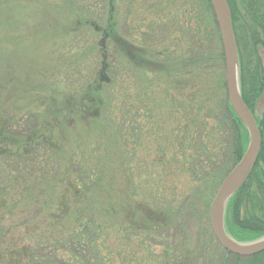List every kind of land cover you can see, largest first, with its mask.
Here are the masks:
<instances>
[{"label":"trees","instance_id":"trees-1","mask_svg":"<svg viewBox=\"0 0 264 264\" xmlns=\"http://www.w3.org/2000/svg\"><path fill=\"white\" fill-rule=\"evenodd\" d=\"M149 1H131L129 24L120 14L124 0H0V24L2 17L10 16L5 22L11 24L13 13L30 9L50 26L46 38L63 40L48 80L22 95L31 100L39 96L33 101L41 103L40 113L17 116L12 111L5 117L0 112V264H144L142 248L152 253L158 229L171 228L182 213L180 204H165L151 170L162 174L168 166L173 173L187 171L199 186L198 197L188 204L198 217V202L205 199L208 207L244 155L250 135L228 98L222 39L210 0H154L156 10L147 14ZM227 1L241 95L264 140V103L259 110L264 99V0ZM122 21L130 37L121 31ZM166 24L172 26L167 41L150 44L148 37ZM14 81L23 82L18 76L12 81L0 77V99L12 96ZM128 102L133 104L124 120L133 122L130 126L141 116L146 125L153 119L174 122L166 145L183 154L181 167L174 157H166L162 144L151 165L148 155L139 157L136 150L129 156L124 142L131 130L125 122L115 124ZM132 109H137L134 115ZM136 126L141 132V125ZM155 126L162 125L159 121ZM156 133V141L163 143V132ZM215 141L218 150L212 147ZM133 162L138 166L134 170ZM111 197L122 203L108 204ZM99 211L122 220L116 227L117 234L122 232L120 244L108 250L110 263L103 260L102 250L114 225L101 223ZM41 214L47 223L65 217L67 226L56 230L66 240L57 242L48 226H25L33 242H22L18 249L12 231L40 221ZM203 214L202 240L187 245L188 253L176 264H264V251L241 257L225 250L208 224V211ZM225 229L242 243L264 236V145L247 181L227 203ZM132 240L138 246L126 250ZM44 242L55 244L56 254H43ZM60 249L70 252L71 262Z\"/></svg>","mask_w":264,"mask_h":264},{"label":"rangeland","instance_id":"rangeland-1","mask_svg":"<svg viewBox=\"0 0 264 264\" xmlns=\"http://www.w3.org/2000/svg\"><path fill=\"white\" fill-rule=\"evenodd\" d=\"M131 1L133 2V0H124L125 2L124 11L120 13L123 16L122 17L123 20L125 17L124 22L128 23L129 21V24L131 23L130 22L131 19L129 17L128 11L131 10ZM154 5H155L154 0H150L149 2H146L145 9L146 10L149 9L147 10V14L149 12H152L153 10H156V8L153 7ZM12 16L16 20L14 23L11 24L6 23L5 22L6 18L10 16H5L2 17L3 22H1L0 24V77L12 81L14 78L18 76L22 79L23 82L20 83L15 81L12 82L10 84L11 85L10 89L14 95L13 94L12 96L3 95L2 98L0 99V112L5 117L10 115L12 111L17 116L18 115L20 116V114L22 113L26 115L30 112L34 113L40 111L41 103L35 104V102L33 101V100L36 101V99H41L39 98V96L32 98L31 100V98H27L26 96L22 97V95L28 94L27 89L31 88L36 83L37 85L39 83H43L41 82L42 79H44L45 82L46 80H48V76L50 75L48 70L50 71L53 68L55 62H57L56 59L58 57V54L63 52V48L61 47L63 44V40L61 38H57V37L55 39L46 38V33L49 31L50 26L45 22H40L41 16L39 15V13L30 9H22L13 13ZM124 22L122 21L121 23L122 26L121 31L130 37L131 32L126 29L127 26H125ZM170 24H166L163 27L155 30V32H153L150 35V37H148V42H150V44H161L166 42L168 39V30L171 29L172 27L171 25H173ZM211 47L213 49L215 48L214 45H211ZM52 51H56V53H53ZM35 87L36 90H40V91L42 90L41 86H35ZM8 93L9 90L5 94ZM19 96L22 97V99L18 100L20 98ZM146 98L149 97L146 96ZM128 103L129 104H127V106L125 105V110L123 113L125 115L124 116L122 115L120 116V118H117L116 119L117 123L114 120L112 122H115V124L122 123L123 125H124L123 122H125L124 125L125 128L132 131V132L128 131L127 141L125 140L124 142V144H126V146L128 147L129 154L131 153L129 156L131 157L136 150L137 153L136 155L139 157L143 156V154L144 156L148 155L147 158L149 161L147 162L149 165H151L155 155L160 152V144H162L165 146V147L163 146V148L164 151L166 152V157L169 159L174 157L176 159L174 162L175 163L178 162L176 164L177 168L181 167V161L184 157L183 154L182 153L179 154L178 152H176V150L172 146L166 145L168 142H170L169 133L172 128V123L174 124V122L169 118L156 119V120L153 119L152 121H150L151 123L149 122L148 125H146L145 122L146 120L143 119V116H141L140 118H138L137 121L136 120L134 121V124L141 125L142 131L139 132L136 125L134 126H136L137 130L135 129L134 126H130L131 124L133 125V122L131 121L128 122L124 120L128 116V113H130L129 109L130 107H132L130 105L133 104L131 102ZM263 103H264V99L259 104L260 106L259 110H261V108L263 107ZM141 105L144 106L145 104L142 102ZM136 106H139V104H136ZM132 110L133 113H131V115L132 114L134 115L137 109H132ZM159 121H160V125L162 126L156 127L155 125H158ZM209 128L210 126L208 127L207 132H209ZM157 130L163 132L164 134L162 136L163 143L162 142L158 143L156 141V139L160 141V139L157 137L158 136V133H156ZM135 136L137 137L136 139ZM110 139L114 141L113 138ZM109 145L111 146L110 143ZM212 147L217 150L219 149V146L216 141L213 143ZM147 152H149V154ZM135 167L138 166H136L133 162V164H131V169L134 170ZM121 171H123V173L120 175L121 177L124 178L126 176L125 169L121 168ZM151 171L155 173V176L153 177H155V179H158L157 180L159 182L158 184L160 185V188H162L161 191L164 192L165 194V198H166L165 204L168 205L170 202L174 203L173 206L175 204H180L182 213L180 214L181 216L179 218L177 219L175 218L176 220H174L171 228L167 227L163 230L158 229L159 232L157 234V238L154 239V244L151 246L152 253H146L145 251L146 248L144 246L141 251V253L144 252V254H142L141 257L144 264H161L162 261H165L164 264H176L179 262L178 260L179 256H181L183 253H188L187 245H191L193 243H197L199 240L200 241L202 240V233L204 226L203 222L205 220L204 216L206 215L203 214V211L206 210L208 211V224H210L209 210H210L211 202L216 195V192L213 194L211 201L207 202L208 207H206L205 205V199H201L198 202V207H199L198 211L199 213L202 212V214H198L199 216L195 217L194 213L190 211L191 209L189 210L188 204L189 202L192 201L194 197L196 198L198 197L199 186L197 187L195 185L189 173L183 170L179 173L178 169L177 171L174 170L173 173V169L172 171H170V168L168 166H166V170L162 174L159 172L160 170L155 169ZM128 176H131L133 179H135L129 172L127 177ZM146 178L148 179V177ZM135 181L138 183L136 179ZM147 184L148 183H145L144 185ZM209 190H210V186L208 185L207 191ZM111 198L109 199V203H108L110 205L111 204L116 205L122 203V201L118 197L115 198L111 197ZM162 202L163 201H161V203ZM33 216L34 218H36V215L33 214ZM44 217L45 215L41 214L40 221ZM96 218H98L101 221V223L105 224L106 226L108 224V227L114 225L112 228H110L111 231L110 238L105 237L104 240L105 243H107L108 247L103 248L102 250L103 260L104 261L107 260V262L110 263L111 255L108 250L110 249V251H112L114 247L120 244L121 238H118V236H120L122 232L117 234L116 227L118 228V226L122 223V220L118 219V217L116 219H114L113 217H109L107 214H103L102 211H99L98 215H96ZM111 218L113 220H111ZM64 220L65 217L63 218L62 222L47 223V221L44 219L42 220V222L40 221L25 222L24 224H20L18 227H16L12 231L13 233H11V235L12 234L14 235L12 237L14 240L19 241V245L17 244L16 246L19 249L20 244L22 242L23 243L27 242V244H31V242H33V238L30 237L29 233L25 230V226H37L36 228H38V226L41 227L48 226L50 227L47 228L51 232L50 234H53L55 232L54 233L55 236L57 235L56 241L62 243V241L66 240V236L64 233H60V229L56 230V226L58 225L59 226L62 225L63 227L67 226V222ZM138 243H139L138 240H132L131 244H129V246L126 247V250L133 247H134L133 249H135L138 246L136 245ZM48 244H49L48 242L43 243V247H42L43 254L47 256L49 254H56V250H54L55 246L51 247L52 245L55 244H51V245ZM45 245L47 246L45 247ZM61 247L62 246L60 245L59 248ZM60 250L61 253L63 252V254L65 255V258L68 259L70 252L62 249ZM60 250H57L58 254L60 253ZM71 261L72 259L67 260V262H71Z\"/></svg>","mask_w":264,"mask_h":264},{"label":"water","instance_id":"water-1","mask_svg":"<svg viewBox=\"0 0 264 264\" xmlns=\"http://www.w3.org/2000/svg\"><path fill=\"white\" fill-rule=\"evenodd\" d=\"M210 2L222 39L228 98L234 110L247 127L250 135V142L240 161L225 177L217 190L210 205L209 219L212 232L220 245L232 254L247 257L264 251V236L252 242L242 243L236 241L225 229V210L231 196L247 181L259 158L264 140L261 137L254 113L250 110L241 95L239 83V56L230 6L227 0H210ZM240 170L242 171V176L239 182L234 187L229 185L228 182L230 178Z\"/></svg>","mask_w":264,"mask_h":264},{"label":"bare ground","instance_id":"bare-ground-1","mask_svg":"<svg viewBox=\"0 0 264 264\" xmlns=\"http://www.w3.org/2000/svg\"><path fill=\"white\" fill-rule=\"evenodd\" d=\"M241 176H242V171H241V170H240V171H237V172H236V173L230 178L228 184L234 187V186L239 182Z\"/></svg>","mask_w":264,"mask_h":264}]
</instances>
